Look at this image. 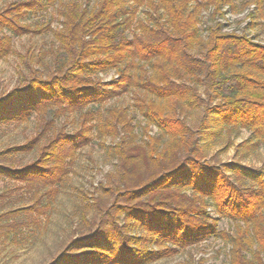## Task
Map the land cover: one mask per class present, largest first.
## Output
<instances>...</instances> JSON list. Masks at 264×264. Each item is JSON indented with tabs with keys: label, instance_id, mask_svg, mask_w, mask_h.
Instances as JSON below:
<instances>
[{
	"label": "trees",
	"instance_id": "16d2710c",
	"mask_svg": "<svg viewBox=\"0 0 264 264\" xmlns=\"http://www.w3.org/2000/svg\"><path fill=\"white\" fill-rule=\"evenodd\" d=\"M236 1L0 6V59L16 53V36H53L0 95V127L36 122L25 141L0 148V239L17 246L41 239L61 194H70L79 153L97 143L115 168L93 190H74L71 222L46 264H152L211 237L230 244L229 264H264V164L242 161L264 145V43L226 30L220 19L225 7L239 10ZM251 2L255 27L264 0L242 8ZM50 7L59 26L27 22ZM209 9L214 22L203 29ZM127 95L132 104L110 103ZM190 110L197 122L183 115ZM234 129L252 137L238 144L237 159L219 163L231 140L212 150ZM221 219L234 231L221 228Z\"/></svg>",
	"mask_w": 264,
	"mask_h": 264
},
{
	"label": "rangeland",
	"instance_id": "374dc122",
	"mask_svg": "<svg viewBox=\"0 0 264 264\" xmlns=\"http://www.w3.org/2000/svg\"><path fill=\"white\" fill-rule=\"evenodd\" d=\"M9 1L12 0H0V6ZM81 1L85 4L90 1L91 5L95 0ZM246 1L250 0H237L236 2L239 10L235 12H231L228 7H225L226 16L220 20L224 23L226 30L234 29L239 33L247 32L250 36L254 37L255 40L264 43V16L260 19L262 24L250 27V18L248 14L252 10H255L256 6L251 2L249 5L242 8V4ZM203 16L201 27L205 29L208 24L214 22V19L211 18V9L204 10ZM49 21L52 28L60 24V19L56 14L55 8L50 7L48 13L38 16L31 15L27 19L29 23L43 22L47 24ZM202 32L203 35H206L205 30H202ZM13 42L16 53L10 55L6 59H0V95L11 89L23 78L25 73L22 74V72H28V63H30L33 54V62H36V57H38L43 50H48L51 47L53 36L50 31L35 36L26 34L14 37ZM35 65H37V63H35ZM114 75V71H111L108 74H103L102 77L105 80H109ZM132 102L133 101L128 95L125 99L114 98L110 101L111 104H132ZM183 115L186 116L191 123L197 122L200 119L195 110H190ZM69 122H71V118H68V123ZM143 123L141 117L138 116L136 122L137 130H140V125ZM70 124L71 123H69V125ZM35 130L36 122L34 118L26 123H11L1 126L0 148L25 141L26 138L35 133ZM155 132H157L156 128L153 130V133ZM224 136V142L218 144L212 150V154L221 149L228 140H231L232 145L228 150L217 155L216 161L219 163L237 159L238 156H236L235 153L238 144L247 138H251L252 133L247 129H241V131L237 133V130L234 129L231 133H226ZM249 154L248 157L242 160L243 163L251 166H262L264 164V145L251 150ZM30 157V155L23 156L21 161H27ZM115 162L114 159L107 156L103 150L99 148L97 143L83 149L79 153L74 166L71 168V180L69 181V186H71V188H69L71 189L70 194H61L58 210L55 212L45 235L35 244L26 246H17L8 241L4 242L3 238L0 239V264H46L58 247L57 237L63 234L64 228L71 222L68 213L72 212L75 208L74 196L72 195L75 192L74 190H77V188L93 190V187L97 185L99 181L104 180L108 172L115 168ZM210 210L212 214L216 216L212 209ZM219 226L226 230L234 231V226L230 224L227 219H221ZM229 251L230 244L225 243L220 238L211 237L201 244L188 247L171 257L158 260L152 264H229ZM247 254L251 256L250 252Z\"/></svg>",
	"mask_w": 264,
	"mask_h": 264
}]
</instances>
